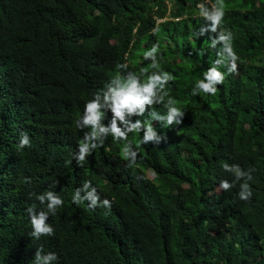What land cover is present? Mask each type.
<instances>
[{"label":"trees","instance_id":"trees-1","mask_svg":"<svg viewBox=\"0 0 264 264\" xmlns=\"http://www.w3.org/2000/svg\"><path fill=\"white\" fill-rule=\"evenodd\" d=\"M201 3L215 0H0V264H32L37 249L56 253L53 264H264V0H225L239 71L214 96L192 94L220 48L214 33L196 35ZM156 44L183 123L153 121L167 141L141 145L134 169L111 136L79 167L74 121L112 77L140 75ZM23 132L31 148H18ZM225 163L252 171L251 202ZM85 181L110 211L72 202ZM47 191L64 205L49 214L55 236L36 240L26 209L47 208L29 193Z\"/></svg>","mask_w":264,"mask_h":264},{"label":"clouds","instance_id":"clouds-1","mask_svg":"<svg viewBox=\"0 0 264 264\" xmlns=\"http://www.w3.org/2000/svg\"><path fill=\"white\" fill-rule=\"evenodd\" d=\"M200 16L204 20L196 32L197 36H210V47L216 49L217 59L203 73V79L196 82L192 88V94L198 95L204 93L207 95H216L218 85H223L226 76L229 74H238L239 56L234 50V35L230 30H225L222 25L226 15L225 0H215L211 8L205 3L197 6ZM153 33L157 29L152 30ZM160 47L158 44L153 45L143 54V59L150 61L147 67L140 70V75L129 71L127 75L118 73L105 84L102 91L94 94L93 99L86 102L82 117L74 121V126L83 131V138L78 142V151L74 153L73 159L79 167H83L87 158L92 155L93 151L104 146L109 136L114 141L124 142L120 150V156L127 161L128 168H135L140 157L139 148L141 145H153L159 147L162 142L167 141L166 136L158 133L154 127L153 121L160 123L162 127L179 126L183 123L185 112L181 107L177 106L176 99L170 95L167 89L169 82L173 80V76L162 70L161 59L159 55ZM221 67L227 68V73L220 70ZM118 68L127 70V64L118 65ZM142 77L146 79L142 80ZM162 104L166 109L165 114H161L155 110V106ZM149 109H151L149 111ZM111 112L110 122L105 124L106 116ZM147 114L150 120H141ZM136 118L133 120V118ZM88 129L87 131H84ZM129 133H143L142 139L133 147V143L129 141ZM25 147L31 148L32 142L26 132L21 133L19 138V149ZM66 166L72 164V160L65 162ZM224 170L231 173L235 177V181H244L240 184L238 196L240 200L251 202L253 192L248 181L253 179L252 171H245L239 164L223 165ZM144 179V176L137 177ZM25 184L30 183V178H25ZM235 183L228 180H222L219 189L230 191ZM36 196L41 205L46 204L47 210H37L36 205H32L26 209L32 231L30 236L39 240L42 236L54 237L55 229L48 223L49 214L55 215L57 210L64 205V200L54 191H47L36 195L29 193V197ZM87 201V207L95 210L97 207L108 209L112 208L113 201L105 198L101 199L98 190L92 185L91 181H85L78 187L73 196L72 202L79 206ZM58 260V255L54 252L42 253V249H37L32 264H53Z\"/></svg>","mask_w":264,"mask_h":264},{"label":"rangeland","instance_id":"rangeland-1","mask_svg":"<svg viewBox=\"0 0 264 264\" xmlns=\"http://www.w3.org/2000/svg\"><path fill=\"white\" fill-rule=\"evenodd\" d=\"M209 3V1H207V4ZM171 8V5L169 4V9ZM149 178H152V175L149 173L148 174Z\"/></svg>","mask_w":264,"mask_h":264}]
</instances>
